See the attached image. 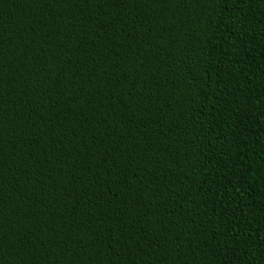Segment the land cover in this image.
Here are the masks:
<instances>
[{
    "label": "trees",
    "instance_id": "obj_1",
    "mask_svg": "<svg viewBox=\"0 0 264 264\" xmlns=\"http://www.w3.org/2000/svg\"><path fill=\"white\" fill-rule=\"evenodd\" d=\"M0 264H264V0H0Z\"/></svg>",
    "mask_w": 264,
    "mask_h": 264
}]
</instances>
